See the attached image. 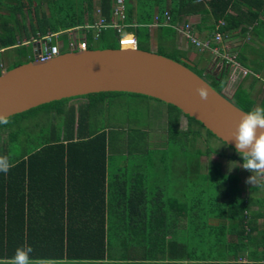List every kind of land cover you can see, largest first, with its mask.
Returning <instances> with one entry per match:
<instances>
[{
  "label": "trees",
  "instance_id": "trees-1",
  "mask_svg": "<svg viewBox=\"0 0 264 264\" xmlns=\"http://www.w3.org/2000/svg\"><path fill=\"white\" fill-rule=\"evenodd\" d=\"M132 1L126 0L123 33L132 34L137 40V49L144 51L147 50L142 48L141 40L142 37L151 39L150 25L155 15L159 17L157 39L165 34L173 40L169 33H177V24L194 15H200L204 23L209 21L208 27L214 31L223 21L224 26L219 29L222 35L239 29L245 33L247 28L260 24L264 16V0H170L169 3L162 0L166 7L156 5L161 0H151L154 1L151 6L146 0H135L134 4ZM96 9L108 20L114 0H0V50H3L0 54L8 49L16 50L23 60L14 62L6 70L32 61L26 50L31 44H24L23 40L38 39L48 33L73 30L87 42V50L119 49L120 35L114 29L103 31L95 41L82 28L95 21ZM165 11L170 15L166 26L162 22ZM232 11L235 15L230 14ZM25 17L29 19L27 25ZM96 44L98 48H93ZM62 50H65V44ZM204 52L198 54L195 51L200 56L191 62L192 67L184 65L201 78L210 61L201 65L205 60ZM157 54L180 63L179 59ZM177 54L186 58L184 51L177 50ZM236 62L242 65L239 57ZM1 65L0 61V73L3 71ZM230 72V67L222 64L217 74L206 75L207 83L223 94ZM254 74L250 76L255 78ZM253 90V86L251 89L244 87L242 81L231 102L244 112L252 110L257 105ZM125 96L131 101L141 98L168 107V142L186 155L176 172L179 176L176 183L181 187L177 197L164 198L161 190L153 197L150 195L154 172L147 169L146 156L151 149L146 133L140 128L135 132L139 136L144 133L142 155H139L142 163L131 164L130 169L149 172L151 186L115 187L108 184L107 171L116 167L114 161L118 150L113 140H126L127 135L105 128L94 130L91 118L98 106L101 111L103 103H114L116 98ZM72 101L77 104L70 105ZM259 105H264V100ZM39 111L54 116L56 121L49 128L50 135L44 146L24 153L17 160L7 153L10 168L7 173L0 172V264H9L15 249L20 246H30L33 249L30 258L38 264H106L100 262L104 261L107 249L122 246L116 243H124L132 249L140 246L145 252V256H131L137 252L128 249L117 264H216L236 260L238 251H243L246 246L243 240L253 241L254 233L261 235L264 245V231L253 219L263 216V211L251 210L254 204L260 207L264 204L260 199L244 196L238 176L224 173L221 165L216 164L213 176L204 174L206 167L201 160L212 150L209 146L203 152L196 146L198 138L195 137H202L200 129L206 132L207 138L216 137L176 107L138 94H89L51 102L10 117L8 123H0V132L9 131L6 137L9 139L17 124L16 118L36 116ZM181 116L188 124L185 131L179 129ZM194 125L196 129H193ZM207 138H204L206 142ZM141 140L136 138L131 142L138 144ZM157 174L155 171L153 175ZM163 175L168 176L167 173ZM180 220L184 221L187 234L181 241L177 235ZM121 239L126 241L116 242Z\"/></svg>",
  "mask_w": 264,
  "mask_h": 264
},
{
  "label": "water",
  "instance_id": "water-1",
  "mask_svg": "<svg viewBox=\"0 0 264 264\" xmlns=\"http://www.w3.org/2000/svg\"><path fill=\"white\" fill-rule=\"evenodd\" d=\"M34 59L0 73V117L6 119L63 99L98 93H130L159 100L193 118L228 147L241 113L231 96L216 92L188 67L140 49H92L67 52L50 61H36L38 43L31 44ZM188 67H186V66ZM205 87L207 100L196 89Z\"/></svg>",
  "mask_w": 264,
  "mask_h": 264
},
{
  "label": "rangeland",
  "instance_id": "rangeland-1",
  "mask_svg": "<svg viewBox=\"0 0 264 264\" xmlns=\"http://www.w3.org/2000/svg\"><path fill=\"white\" fill-rule=\"evenodd\" d=\"M149 3V6L154 4V1L146 0ZM145 1V2H146ZM146 2V3H147ZM132 3H135V0L132 1ZM157 6L166 7V2L159 1ZM45 9V7H44ZM5 13V12H4ZM28 18L25 17L26 25L28 24ZM164 22V17L163 21ZM194 22H191L192 24ZM156 23L153 21V23L150 25V27H154ZM156 30H152V36L151 39H146L145 37H142L141 40V46L145 50L149 52H155L164 54L165 56H168L170 58L179 59L182 60L184 58H180L179 54H177L178 49L176 46H179V42L181 41L180 38L185 40V38L180 33H174L172 35L174 37V40L169 35H162L157 39L156 34L154 33ZM81 34L78 32H74V38L76 40L80 39ZM68 38V35H65V38ZM174 41V42H173ZM186 41V40H185ZM183 46L186 47V44L183 43ZM93 48H98V45H94ZM27 54H29V57L31 60L34 59L32 55V49L27 48ZM186 59H188L190 62L194 63L199 59L198 54H201L200 51L196 50L194 47L190 46L188 44L186 48ZM195 51L198 52V54L195 53ZM207 52V51H205ZM204 52V53H205ZM16 50L8 49L5 53L0 54V61H1V70L4 68L6 70L11 64L14 62H18L22 60V56H17ZM209 56L204 54L203 62H201V65L207 64V62H211L212 59H208ZM23 61V60H22ZM215 62V61H214ZM219 62L220 61H216ZM218 63V64H219ZM232 69L237 70V67H231ZM238 71V70H237ZM237 86V82H233L229 85V87H226L225 93L228 96L232 95L233 90H235ZM121 103H118V102ZM141 102H144V100H141V98H136L131 101L130 98L127 96L125 97H119L114 100V103L105 102L101 106L102 110L99 111V106L96 110V112L93 114V117L91 118V123L94 130H100L101 128H105L108 131H120L122 134L127 135L126 140L130 139L129 144L132 143V139L136 138H142L141 141H139V145L136 147H128L125 146L127 143L126 140L124 141V146L120 148L119 154L128 155L129 158H132V164L136 166V164L139 163V155L142 154L143 147V135L146 133L148 135L147 139H150V145L149 148L151 149L150 153L147 154L146 160L148 165V170L150 172L155 171L158 172L157 175H151L152 176V186L150 189V195L153 197V195H156L158 190H161V194H163L164 198H167L169 196L177 197V192L181 190V187L179 184L176 183V180H178L179 176L176 174L178 170L181 167V164L183 163L184 158L186 155L183 154L182 151L179 150V148L176 145H171L167 138V134L163 131L164 124L158 123L155 128L148 129L149 131H144L143 134L139 136L138 132H135L138 128L142 129L143 127L137 124L134 119L135 115H139L141 121L145 124L146 117L148 114L151 113V111L156 112L155 109L149 110L141 105ZM158 103V102H154ZM77 104V101H72L70 105L75 106ZM162 104V103H160ZM161 106H165L164 104ZM167 107V106H166ZM168 109V107H167ZM148 111V112H147ZM159 113V112H158ZM18 117V116H17ZM159 118H162V115L158 116ZM182 118L179 120V129L182 131H185L187 121L186 119L181 116ZM17 124L12 129V136L8 139L7 134H9V131H2L0 132V156H8L13 159L21 158L24 153H29L32 151H35L37 149H40L44 146V142L47 137H49V128L51 124H56L54 116H49L45 113H42V111H39L36 116H28V117H21L16 118ZM133 120V121H132ZM137 121V120H136ZM188 125V124H187ZM148 128V126H147ZM197 127L194 125L193 129H196ZM191 129L192 134V140H194V130ZM140 131V132H142ZM201 132L202 137H195L198 138L196 141V146L200 148L203 152L210 146V149L212 150L211 154L208 157L202 158V165L206 167L204 169L205 175H211L213 176L212 172H214L217 167L216 164L222 166V170L224 172H229L236 174L239 179L241 180L240 188L243 191L244 196H250L252 199H260V203L264 204V173H250L247 170H244L240 168V164L242 163V160L240 159V156L235 153L232 149H230L227 145H225L223 142L218 140L217 138L210 137L207 138L206 132L202 129L199 130ZM15 136V137H14ZM14 137V138H13ZM13 138V139H12ZM204 138H207V142L204 140ZM194 144V143H193ZM140 149V151H138ZM137 150V151H136ZM8 153V155H7ZM192 154H194V146ZM162 158L164 159L162 161ZM183 159V160H182ZM152 162V163H150ZM140 163L141 160H140ZM115 165H118V159L115 161ZM153 165V166H151ZM114 168L110 167V171H113ZM167 173V178L165 174ZM250 175H254L256 177V182L253 184H248L246 181L250 177ZM155 176V177H153ZM257 190V191H256ZM254 202V201H253ZM116 217V216H115ZM114 218V217H113ZM214 221V220H213Z\"/></svg>",
  "mask_w": 264,
  "mask_h": 264
},
{
  "label": "crops",
  "instance_id": "crops-1",
  "mask_svg": "<svg viewBox=\"0 0 264 264\" xmlns=\"http://www.w3.org/2000/svg\"><path fill=\"white\" fill-rule=\"evenodd\" d=\"M167 1L169 3L170 0H167ZM230 14L235 15V12L232 11L230 12ZM191 22H194L191 25L194 30V34L196 35L198 39L200 40L210 39L213 36L214 30L208 27L209 21L204 23L200 15H194L191 17H187L177 25L182 26L184 24H190ZM150 29H151V34H152V30H156L154 33L157 36V29H158L157 26L150 27ZM180 39L181 41L179 42V46H176V47L180 49L181 51H184L187 53L186 48L189 43L183 40L182 38ZM23 42H27V40H23ZM183 43L186 44V47L182 45ZM222 45L226 49L228 54L230 55L234 54L236 55L237 58L239 57L241 59V64H242L241 66L239 65V69H237L238 71L235 69H231L227 88L233 82H237V85H239L242 81H243L244 87H247L248 89H251V87L253 86L254 90L252 93L255 99L257 98L256 106H258L264 100V16L261 17L260 24H255L254 28L253 27L247 28V31L245 33H242L240 29L223 33ZM204 54L209 56L208 59H212V61L209 62L206 67L213 65L214 66L213 69L215 70L217 66L216 61L214 60L215 57H213L209 52H205ZM244 70H247L248 72H251V73H255L256 78L252 76L244 77L243 75ZM3 71H5L4 68H3ZM235 90H233L232 94L235 92ZM141 100H144V102H141V105L145 106L148 109V111L155 109L156 112L151 111V113L147 115L145 124L143 123V121H141L139 115L135 117L137 121L135 119L134 121L136 123H139V125H141L142 127H145L143 128L144 131H149L148 129L155 128L156 126H158L157 125L158 123H163L164 129H165V131L163 132L166 133L167 132L166 113L168 111L166 105L161 106L163 104H160L159 102L156 104L154 103L155 101H149L145 99H141ZM160 115H162V118L158 117ZM180 119L182 121V118ZM149 125L151 128L149 127ZM123 140L124 139H121V138H117L113 140L114 144L117 145L118 147V150H116L117 155L115 157L116 159H118V165L114 168L113 171H110V170L107 171L108 184L111 186L114 185L115 187L116 186H126V187L137 186V187L148 188L149 186H151V182L149 181L151 179V176H149V172H146L145 170H142L140 168L130 169V165L132 164V158L130 159L128 155L119 154V150L121 146H124L125 144ZM166 140L168 139L166 138ZM146 141L150 143L148 139ZM127 143L125 144V146H127ZM138 145H139V142L138 144L130 143V146L132 147H136ZM143 180H146V182ZM123 181L125 182L123 183ZM239 182H241V180ZM246 197H250V196H246ZM259 209H261L264 214V207H260L259 205H255V204L251 207V210L253 212H259ZM251 215H252V212H251ZM253 219H255L257 226L260 227L261 230L264 231V215L258 218H253ZM225 220L226 219H224L223 222L227 223V220L226 221ZM213 223H217V222L213 221ZM184 225H185L184 221L180 220L179 225H178L179 227L177 229V232H178L177 235L180 241L183 240L185 236H187V234L185 233V229L183 228ZM228 240L230 241V237H228ZM251 240L253 241H250V239L248 241L243 240L242 243L246 244L244 250L238 251L237 259L234 260L233 262L228 261L229 264H264V245L261 240V235L254 233V236H252ZM125 241L126 240L121 239L116 242H125ZM249 242H253L255 244L253 245V244H250ZM116 245H122V246L111 247V248L109 247L105 253L104 261L100 263H106V264L121 263L120 257L124 256L125 252L128 249L136 251L138 253V254L131 253V256L132 255L145 256V252L140 246L137 249H132V248H129L124 243H116ZM227 254L228 253L226 252V255ZM248 257H252V258L249 259ZM228 262L225 261L223 263H216V264H227Z\"/></svg>",
  "mask_w": 264,
  "mask_h": 264
},
{
  "label": "built area",
  "instance_id": "built-area-1",
  "mask_svg": "<svg viewBox=\"0 0 264 264\" xmlns=\"http://www.w3.org/2000/svg\"><path fill=\"white\" fill-rule=\"evenodd\" d=\"M126 0H114V9L110 18L107 20L99 9L94 12L95 21L91 24L86 23L82 28L93 36L96 41L103 31L107 29H114L120 37L118 38L119 48L121 49H137V40L132 34L123 33L126 27L124 21L126 19ZM163 25L169 24L170 15L168 11H165ZM154 22L159 25V17L154 16ZM224 26V22L221 21L216 26V30L213 32V36L210 39L200 40L194 34V30L191 24H185L182 26H176V31L180 33L185 40L198 51H207L216 61H220L222 64H226L231 67H237L239 64L236 62V55H230L222 45L223 35L219 32V29ZM78 29V28H76ZM65 35H68L69 39ZM65 39V40H63ZM40 45V52L36 57V61L44 63L57 57L62 53L85 51L88 44L82 39L76 40L74 38L73 30L59 31L57 33H48L38 39L31 38L30 41L24 42V44H36ZM65 44V50L62 47ZM3 50H0L2 52ZM246 72L243 71V75Z\"/></svg>",
  "mask_w": 264,
  "mask_h": 264
},
{
  "label": "clouds",
  "instance_id": "clouds-1",
  "mask_svg": "<svg viewBox=\"0 0 264 264\" xmlns=\"http://www.w3.org/2000/svg\"><path fill=\"white\" fill-rule=\"evenodd\" d=\"M244 71L246 72L244 77L252 74L247 70ZM254 76L256 78V74ZM196 92L201 100H207L208 91L205 87H198ZM0 123L6 124L8 121L0 117ZM229 140L235 142L236 152L242 160L240 168L250 173H264V105H258L248 112L241 113ZM9 168L8 158L0 156V172L7 173ZM255 182L254 175H250L246 181L248 184ZM32 251L30 246L17 247L9 264H38L30 258ZM39 264H44V262H39Z\"/></svg>",
  "mask_w": 264,
  "mask_h": 264
},
{
  "label": "flooded vegetation",
  "instance_id": "flooded-vegetation-1",
  "mask_svg": "<svg viewBox=\"0 0 264 264\" xmlns=\"http://www.w3.org/2000/svg\"><path fill=\"white\" fill-rule=\"evenodd\" d=\"M218 63L219 62H216L217 66H216L215 70L213 69V67H214L213 65L208 66L207 69H206V72L203 73V78L202 79H204L206 82H208V78L206 77V75H210L212 73L217 74L220 71L221 67H222V65H221L222 63H219V65H218Z\"/></svg>",
  "mask_w": 264,
  "mask_h": 264
}]
</instances>
